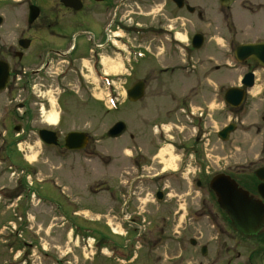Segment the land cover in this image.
Returning <instances> with one entry per match:
<instances>
[{
  "label": "rangeland",
  "instance_id": "1",
  "mask_svg": "<svg viewBox=\"0 0 264 264\" xmlns=\"http://www.w3.org/2000/svg\"><path fill=\"white\" fill-rule=\"evenodd\" d=\"M51 2L52 0H0V15L4 22L6 21L4 29L8 42H12L13 34L19 27L21 31L27 28L30 3L40 6L49 5ZM144 2H139L141 8L135 7L134 10L144 12L147 2L150 1ZM167 2V6L173 7L171 0ZM189 3L196 7V13H203L201 18H196L193 14L182 12L193 20V23L182 20L187 23L186 31L196 30L207 39L208 46L199 50L198 57L213 55L214 70L217 69L215 65L221 66L220 71H214L212 76V97L219 94L218 100L209 104V113L213 117H210L207 124L198 123L197 129L194 128V123L184 118L177 123L166 124L164 130L167 139L161 146L158 143L154 146V142L149 140L129 141L124 135L119 138L105 137L103 147L114 146L106 147L100 155L93 157L80 153L62 156L55 148L44 149L38 140L35 157L31 159L36 167L32 180L43 201L35 200L30 204L17 202L6 206L0 204V264L15 258L23 249L20 237L12 241V248L5 247L6 242L8 244L10 241L5 242L7 234L1 233H10V223H16L19 229L23 228L22 235L26 237L25 240L36 242L40 248L44 246L49 252L47 256H43L36 250L35 255L31 257V264H206L207 258L199 251L196 252L188 241L192 237H200L199 243L212 247L215 229H220V221L215 216H226L208 187L209 176L223 172L236 177L238 174L235 166L238 163L245 165L244 170L252 175L254 170L263 164L259 161L258 154L261 149L259 136L264 131L259 133L256 125H261L264 129V72H256L260 77V85L247 93V99L240 112L243 118L237 122L238 129L232 139L226 143L222 142L215 132L228 123L227 116L222 114V108L227 113V108L222 102L224 90L227 86L237 83L238 78L249 68L247 62L239 63L235 59L236 47L264 38V0H234L230 9H224L218 0H192ZM162 5L157 7L161 8ZM125 16L132 19L133 15L125 13ZM42 17L43 14L38 21H41ZM138 20L143 21L142 18ZM15 23L18 26L14 27ZM182 30L181 35L184 36L186 31ZM28 53L32 54V51L29 50ZM227 61L229 67L224 64ZM249 63L252 67L253 61ZM27 64L25 62V65ZM222 80L227 84L223 90L220 86L217 87L220 84L218 81L223 83ZM38 81L45 83L44 80ZM68 81L73 82V78H68ZM169 85L171 90L177 93L185 91L179 83ZM38 87L42 93L37 97V101L45 103L50 100L51 106L46 108L50 109V112L45 115L48 118L52 112L59 111L57 100L61 89L56 87V82L54 86ZM75 90L78 91L77 87ZM120 91L123 89L120 88ZM89 92L90 90L81 89L74 96H63L62 100L72 104V110L69 116L65 115L62 129L68 131L75 125L86 129L94 138H100L98 134L111 126L115 120L121 119L129 123L135 108L141 106L140 103L133 104L130 114L127 110L130 104L124 105L118 112L106 114L101 103L89 104ZM101 92L102 88H99L96 96L103 98ZM210 92L209 90L206 93L209 98ZM4 97L3 94L0 109L7 102ZM124 97L125 94L121 100ZM161 103L167 104V101L162 100ZM200 109L198 106L196 111L202 112ZM0 112L1 115L2 109ZM71 115L75 117L76 124H73ZM159 119L166 120L163 116ZM241 120H244V123H241ZM96 122L98 125L94 124ZM170 136L173 139H169ZM172 140L175 146L169 144ZM2 143L3 139H0V148ZM137 145L141 146L142 151H136ZM159 146L160 151L155 160L163 162L162 166L165 167L162 170L180 169L172 173L166 185L159 187L168 193V199L161 204L153 195L157 186L146 183V179L161 170L155 169L157 162L152 166H145L144 163L146 150L157 149ZM163 149L168 152L161 156ZM136 152L139 153L140 159L133 162L132 159L138 155ZM196 179L201 181L200 187L197 186ZM131 180L136 181L129 185ZM119 193L121 197H118ZM13 206L19 208L23 220L27 216V222H21L15 217ZM13 212L14 216H10ZM115 228L119 232H116ZM138 233L142 236L131 243ZM177 233L183 234L187 240L181 249L174 244ZM118 242L125 246L135 245L131 251L132 255H135L133 263H127L129 257L123 258L116 249L107 250L102 246L97 248L100 243L112 247ZM88 244L92 246L91 249ZM248 245V241L240 242L237 249L230 252L231 256L236 257L237 252H241L240 260L248 259L252 251ZM125 253L128 254V250ZM179 255L181 257H178ZM242 263L243 261H240V264Z\"/></svg>",
  "mask_w": 264,
  "mask_h": 264
},
{
  "label": "flooded vegetation",
  "instance_id": "2",
  "mask_svg": "<svg viewBox=\"0 0 264 264\" xmlns=\"http://www.w3.org/2000/svg\"><path fill=\"white\" fill-rule=\"evenodd\" d=\"M144 1H150L147 2V9L144 12L134 10L135 7L141 8L139 2L145 3ZM144 1L80 0V8L75 9L67 6L62 0H52L49 5L38 6L40 9L38 18L32 23L28 22L25 30L21 31L20 27L17 32L14 30L13 40L10 39L12 42L7 40L4 29L6 21L4 22V18L0 15V84L4 86L0 91V104L3 94L7 100L1 107L3 113L0 115V139H3L0 148V204L32 202L34 191L29 179L32 180L36 167L31 159L37 151L36 142L40 139V133L50 131L56 134V146L43 143L41 145L44 149L56 148L58 152L80 151L99 154L106 147L114 146L103 147L104 138L109 137V130L117 122L123 121L121 119L115 120L106 130L100 132L98 134L100 138H94V135H90L86 129L73 125L76 124L73 115H71L73 122L71 129L68 131L62 129L66 116H69L72 110V104L62 100L64 95L74 96L81 89L90 90V98L88 96L87 101L89 104L101 103L106 114L118 112L127 104H130L127 107L130 114L133 104L140 103V107H134V115L129 123L123 121L126 127L121 136H126L129 141H153L154 146L157 145L156 143L161 146V143L167 139L164 127L168 123H177L184 118L194 123L193 126L197 129L198 123L207 124L210 117H213L209 113V104L217 101L219 94L212 97L214 89L212 76L214 71H220L221 66L215 65L217 69L214 70L213 55H207L206 58L198 57L199 50L208 46L207 39L202 34L203 43L199 48L196 47L193 43L196 30L186 31L187 23L182 21L186 19L193 23V20L182 12L193 14L196 18H201L203 13L201 11L196 13V7L189 3L192 0H171L173 7L167 6L168 0ZM159 4H163L161 8L157 7ZM224 9L228 8L224 7ZM125 13L133 15L132 19L127 18ZM41 14H43L42 20L38 21ZM139 18L143 21H139ZM16 26L18 24L15 23L14 27ZM182 29L186 31L185 39L179 37V34L183 33ZM257 42H264V38ZM29 50L32 54L28 53ZM218 59L221 60L220 57ZM106 60L120 61L123 68L119 72H109ZM251 61H253L252 67L249 63ZM245 62L249 65L245 74L264 72L254 59ZM224 64L230 66L228 61ZM6 72L7 79H4ZM244 75L238 78L237 83L227 86L224 90L222 102L227 108V113L222 108V114L227 116L228 123H225L220 130H216L218 139L224 128L234 125L235 128L228 140L230 141L238 129L237 122L243 118L240 113L243 105L232 106L227 102L225 94L231 87L242 88ZM70 77L73 78V82L68 81ZM38 80H44L45 83ZM222 81L224 84L218 81L220 84L217 85L221 90L227 85L224 80ZM55 82L56 87L61 91L57 100L59 111L56 110L59 119L52 124L45 117L46 112H50V109H46L51 106L50 100L39 103L37 97L42 93L38 85L54 86ZM138 83L143 84L140 96L138 92L135 93V86ZM170 83H179L185 91L177 93L171 90ZM119 87L123 89L122 92ZM99 88H102L103 98L95 94ZM209 90L210 98L206 95ZM246 91L249 93L250 89L247 88ZM124 94L125 97L121 100ZM162 100L167 101V104L161 103ZM198 106L202 112L196 111ZM160 116L166 120L159 119ZM244 120H241V123H244ZM262 120L264 121V115ZM94 124L98 125L97 122ZM102 126L103 124L101 129ZM256 128L259 133L264 131L261 125H256ZM74 131L86 134L84 148L80 150L70 149L66 145L69 133ZM260 135L261 149L258 157L260 155L259 161L263 163L260 167H264V133ZM169 138L173 139L172 136ZM160 146L157 149L148 148L144 157L145 166H152L157 162L155 169L161 170L153 179L157 192L162 190L160 186L166 185L169 181L166 175H160L165 172L162 170L165 167L162 166L163 162L155 160ZM135 148L136 151H142L139 145ZM235 167L238 175L236 177L233 174L227 175L235 179L240 187L246 189L253 187L250 189L252 192L254 190L253 198L261 199L264 203V194L259 192V184L264 182V175L263 177L257 175L258 168L251 175L244 170L245 165L241 163L236 164ZM215 217L220 221V229H215L212 247L199 243L200 237H192L188 241L196 252L199 251L204 258H207L206 264L234 262L240 264V261H243L242 264H264V225L257 231L256 236L245 235L233 227L231 216ZM174 239H176L174 244L180 249L187 242L186 237L181 233H177ZM244 240L248 241V246L252 250L251 257L240 260L241 252H237L236 257L231 256L230 252L235 251L237 245ZM22 250L15 260L11 258L3 264H31L28 261L30 251L24 248ZM20 256L23 259H17ZM134 261L129 260L127 263Z\"/></svg>",
  "mask_w": 264,
  "mask_h": 264
},
{
  "label": "water",
  "instance_id": "3",
  "mask_svg": "<svg viewBox=\"0 0 264 264\" xmlns=\"http://www.w3.org/2000/svg\"><path fill=\"white\" fill-rule=\"evenodd\" d=\"M67 6H72L75 9L80 8L79 0H62ZM221 3L230 7L233 0H220ZM39 8L35 5L30 7L29 22L32 23L39 15ZM1 22V18H0ZM203 36L196 34L193 43L196 47H200L203 43ZM236 55L239 60L243 61L248 58L257 59L264 65V42L258 44H246L238 47ZM7 79V72L5 73ZM4 77V76H3ZM253 74H247L243 80L245 87H252L254 85ZM4 86L0 84V89ZM143 91V84L138 83L135 86V93L138 92L140 96ZM131 92V91H130ZM225 98L232 106H239L245 99L244 88H230L227 90ZM125 123L117 122L108 132L110 137H118L125 131ZM235 128L234 125L224 128L219 136L223 140L229 138V134ZM41 138L48 144H57V136L54 132L45 131L40 133ZM86 136L80 132H71L66 141V145L70 149H77L84 146ZM264 168L257 171L259 177H263ZM263 179V178H261ZM211 188L218 197V203L231 217L235 226L246 234H254L264 225V203L261 200H255L250 196V193L241 188L238 183L231 177L225 174L216 175L210 183ZM259 192L264 194V182L259 184ZM159 198L162 194L157 195Z\"/></svg>",
  "mask_w": 264,
  "mask_h": 264
},
{
  "label": "bare ground",
  "instance_id": "4",
  "mask_svg": "<svg viewBox=\"0 0 264 264\" xmlns=\"http://www.w3.org/2000/svg\"><path fill=\"white\" fill-rule=\"evenodd\" d=\"M179 37L180 38H184L185 39V36H182L181 34H179ZM106 62L108 63V68H107V71L109 72H119L121 71V69L123 68L122 64L120 63V61H114V60H106ZM100 95V94H99ZM59 119V115L57 113H51L50 116L48 117V122L49 123H56ZM165 152H168L167 150L163 149L162 152H161V156H164ZM33 158L35 156H32ZM116 229V232H119L117 228Z\"/></svg>",
  "mask_w": 264,
  "mask_h": 264
}]
</instances>
